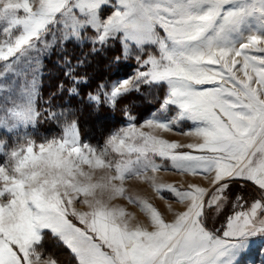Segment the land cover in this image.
Returning <instances> with one entry per match:
<instances>
[{
	"label": "snow or ice",
	"instance_id": "snow-or-ice-1",
	"mask_svg": "<svg viewBox=\"0 0 264 264\" xmlns=\"http://www.w3.org/2000/svg\"><path fill=\"white\" fill-rule=\"evenodd\" d=\"M256 237L264 0H0V264H238Z\"/></svg>",
	"mask_w": 264,
	"mask_h": 264
},
{
	"label": "rangeland",
	"instance_id": "rangeland-1",
	"mask_svg": "<svg viewBox=\"0 0 264 264\" xmlns=\"http://www.w3.org/2000/svg\"><path fill=\"white\" fill-rule=\"evenodd\" d=\"M86 50L87 49H85V51ZM69 52L72 53L74 56L79 55L78 49H73L70 47ZM112 55L113 53H109L108 58L111 59ZM55 60L56 57L53 56L51 60L45 61V63L47 64V69L50 70V74L45 76L46 78L44 79V89H47V87L49 89H52V86L61 76V70L55 66ZM100 61L101 64L105 66V68L100 67L101 66V64L99 63ZM95 69L96 72H94ZM134 70H135V61H129L116 71V78H124V76L126 75H131ZM84 71H86L89 76H93V77H98L100 76V74L105 75L106 77L113 75V73L109 71L107 62L101 58L93 60L92 64ZM43 94L45 98H47L48 92L47 94L43 92ZM62 102L66 103V100L61 101L60 98H57L53 101L54 105H59ZM85 116L86 118L83 119L84 120L83 129L85 128V135L89 139H91L93 143H96L101 139L108 125L105 121H101L93 118L87 112H85ZM58 131L59 129L56 127L55 124L54 125L52 124L51 128L46 126L43 127V124L40 127V133L42 135L51 136L53 134L58 133ZM167 135L169 138L177 139L182 142H194L195 140L194 137L188 138L174 134H167ZM160 176L165 178L166 180L181 179L178 176H174L171 172H161ZM174 207H179V206L174 205ZM49 256H51V258L57 259L60 262V264H70V258L68 254L64 250H62L58 245H56L54 241H49V243H47L46 245L45 259H47ZM238 264H264V237H256L250 240L248 248L244 252H242L241 255L238 257Z\"/></svg>",
	"mask_w": 264,
	"mask_h": 264
},
{
	"label": "trees",
	"instance_id": "trees-1",
	"mask_svg": "<svg viewBox=\"0 0 264 264\" xmlns=\"http://www.w3.org/2000/svg\"><path fill=\"white\" fill-rule=\"evenodd\" d=\"M100 64H101V61L99 62ZM100 67H103V68H105V66H103L102 64H101V66ZM89 71H91V70H89ZM99 71V70H98ZM94 72H96V69H95V71ZM96 74V73H95ZM101 75V74H100ZM46 78V77H45ZM50 84V83H49ZM49 84H48V86H49ZM54 84V83H53ZM55 85V84H54ZM52 86V89H49L48 87H47V89H43V92L44 93H46L47 94V92L49 93V92H51L52 90H54V88H55V86ZM84 118H86V116H85V113H84V115L81 117V120H82V127H83V124H84ZM101 121H103V120H101ZM51 125L52 124H50V123H44L43 124V127H50L51 128ZM54 125V124H53ZM83 132L85 133V128L83 129ZM49 243V242H48Z\"/></svg>",
	"mask_w": 264,
	"mask_h": 264
},
{
	"label": "clouds",
	"instance_id": "clouds-1",
	"mask_svg": "<svg viewBox=\"0 0 264 264\" xmlns=\"http://www.w3.org/2000/svg\"><path fill=\"white\" fill-rule=\"evenodd\" d=\"M40 264H46V259H45V260H42V261L40 262Z\"/></svg>",
	"mask_w": 264,
	"mask_h": 264
}]
</instances>
